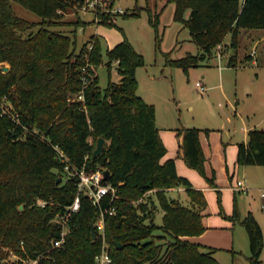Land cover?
<instances>
[{
  "label": "trees",
  "instance_id": "1",
  "mask_svg": "<svg viewBox=\"0 0 264 264\" xmlns=\"http://www.w3.org/2000/svg\"><path fill=\"white\" fill-rule=\"evenodd\" d=\"M14 1L41 20L33 23L20 17ZM168 2L175 3L174 19L189 29L191 41L202 50L180 58L164 53L166 66L186 73L212 59L228 34L236 51L242 29H264V0ZM81 5L82 0H0V64L9 65L5 73L0 67V104L10 102L19 114L17 123L3 115L0 106V260L14 252L31 257L43 254L39 264H96L102 241L92 237L91 225L99 209L86 194H81L80 209L66 216L65 243L52 246L63 228L57 215L74 202L79 182L77 176L68 177L57 145L71 164L84 167L87 173L110 171L102 182L117 188L116 213L106 214L112 264H221L214 250L203 251L202 245L185 238L204 232L202 212L207 200L202 190L178 174L174 159L163 161L167 148L156 123V107L137 92V70L145 65L143 54L127 37L107 50V66L111 69L117 63L121 78L110 80L102 89L97 73L104 57L100 38L92 35L77 52V28L90 24L80 19ZM71 10L78 16L74 23L65 20ZM149 11L160 48L159 14ZM140 15L133 12L124 18ZM97 16L99 25L117 26V13L100 8ZM65 24L75 26L74 35L53 29ZM236 60L237 53L230 55L228 65L236 67ZM83 67L88 77L87 111L81 102L73 101L83 87ZM178 134L183 137L187 165L206 176L200 130L182 127ZM99 137L106 143L101 155L94 157ZM237 163L264 166V129H251L248 142L239 143ZM208 181L217 187L213 178ZM178 187L186 188L190 205L169 195ZM160 210L162 224L158 225L155 218ZM231 218L248 233L249 263L261 264L264 234L260 223L252 212L242 219L237 205ZM157 230L170 236L167 243L157 240Z\"/></svg>",
  "mask_w": 264,
  "mask_h": 264
},
{
  "label": "rangeland",
  "instance_id": "2",
  "mask_svg": "<svg viewBox=\"0 0 264 264\" xmlns=\"http://www.w3.org/2000/svg\"><path fill=\"white\" fill-rule=\"evenodd\" d=\"M108 1L114 2V7H119L122 12L117 13V26L102 25L99 28L101 31H97L103 39L100 40L103 45V63L97 68L99 85L102 89L108 86L110 80L120 81L117 64L113 63L111 69L107 66V44L111 39L114 40L115 36L123 39L127 37L145 59V65L137 70V92L148 103L156 106L161 126L201 128L205 130L203 133L210 134L206 135V140L207 142L210 140L211 143L212 139H217L220 143L223 141L229 143L242 138L244 122L251 126L261 122L257 128L264 129V29H242L236 51L230 46L232 36L228 34L224 44L214 50L212 59H206L186 73L182 68L166 66L164 53L170 52L172 58H180L188 53L198 54L202 50L191 41L189 29L182 22L174 19L176 8L174 2H168V0ZM12 4L20 17L33 23L41 20L37 14L18 2L14 1ZM149 10L153 15L159 14L160 48L157 46L156 29L150 23ZM74 12L71 10L65 16L67 22L74 23L78 20ZM133 12H141V15L124 18L125 15ZM78 14L80 19L90 24L77 28L75 35L77 52L96 32L95 28L87 27L86 30L84 28L92 24L97 25L99 20L93 12L78 11ZM187 17L188 13H186ZM34 28L37 31L39 27ZM53 29L74 35L75 26L65 24ZM105 31L109 35L104 34ZM25 34H28V31ZM253 52L255 56L251 57L254 62L249 60V54ZM234 53H237V67H229V57ZM219 54L222 57L220 66L224 68L222 71L218 65ZM6 66L9 67V65ZM203 74H206V79L201 77ZM199 80L203 81L207 87V92L203 94L196 87V82ZM210 178L214 179L216 185L219 184L215 171H211ZM220 192L219 198L218 191H215L213 206L223 212L224 198L221 190ZM170 196L180 200L179 194ZM187 199L181 198V202L184 205H190V199ZM211 204L207 200L206 209L212 210ZM162 216L163 211H158L155 218L158 225L162 224ZM243 231L245 235L248 234L245 227ZM156 233L159 235L157 240L160 243L165 244L169 241L170 236L167 233L162 230H157ZM246 237L249 239L248 235ZM203 251L207 250L203 249ZM0 264L22 263L18 261L16 254L11 252L7 258L0 260ZM223 264H233L228 255Z\"/></svg>",
  "mask_w": 264,
  "mask_h": 264
},
{
  "label": "crops",
  "instance_id": "3",
  "mask_svg": "<svg viewBox=\"0 0 264 264\" xmlns=\"http://www.w3.org/2000/svg\"><path fill=\"white\" fill-rule=\"evenodd\" d=\"M87 27L95 28L96 32L93 34H96L100 40L102 39V37H100L101 35L98 33L101 31L99 28L102 27V25L92 24L86 26L84 30H86ZM103 33L105 34L106 31ZM106 35H109V33H106ZM123 40V38L115 36L114 40L111 39L108 42L107 50L112 49ZM249 56L250 60L254 62L253 57H251L252 55L249 54ZM217 58L219 60V68L222 71L224 69L220 66V60H222V57ZM201 77L206 79L207 76L206 74H203ZM156 123L160 129L162 140L167 148V153L164 156L163 161L174 159L178 174L188 178L194 189L202 190L206 200L212 203V210L207 208L202 212V223L205 227L204 232L199 235L187 236L185 238L202 245V249L204 250H214L213 255L221 264L224 263V259L227 255L231 258L233 264H250L248 260L250 255V244L248 241L249 239L246 237L248 234L245 235L246 233L243 231L244 226L240 222L232 220L231 216L234 213L235 205H237L242 219L249 212H252L260 223L264 234V208L262 207L264 199L259 195V189H264V166H242L237 163L239 143H247L249 140V131L257 128V125L261 122H256L252 126L247 125L244 122L242 138L229 143H226L225 141L220 143L217 139H212V143L209 140L208 144L206 135L210 134L206 132L203 133L205 130L198 128L200 130V143L204 156L206 157V176H202L196 169L187 165L184 157V150L182 148L183 137L178 134L179 128L161 126L159 124L157 108ZM211 171L216 172V177L219 182L216 188L212 187L208 181L211 176ZM240 180H243L245 185L249 188L248 193L236 189L237 182ZM218 190L222 191L224 198L223 212L218 211L217 208L213 206L215 191L217 192ZM169 194H179L180 201H182L181 198L190 199L185 187H178L170 191ZM189 203L191 204V199ZM240 260H242V262H240ZM260 260L261 264H264V247Z\"/></svg>",
  "mask_w": 264,
  "mask_h": 264
},
{
  "label": "built area",
  "instance_id": "4",
  "mask_svg": "<svg viewBox=\"0 0 264 264\" xmlns=\"http://www.w3.org/2000/svg\"><path fill=\"white\" fill-rule=\"evenodd\" d=\"M100 8L106 12H122V10L117 7H114L113 2H109L108 0H82L81 8H79L80 12H93L94 15H97L98 10ZM89 48L92 49V44L89 45ZM255 56V52L251 54ZM221 58V54L218 55ZM1 72L5 73L4 66L0 64ZM83 74L81 80L83 82V87L81 91L73 98V101H79L82 103V107L87 111V107L85 104L86 95H85V86L88 82V77L86 75L87 68H82ZM196 87L203 94L207 92L206 85L201 81L196 82ZM2 109V114L12 118L14 121L19 123V114L13 111V106L9 102L8 104H0ZM55 149L58 151L60 158L65 163V171L67 172L68 177L77 176L79 177L78 182V194L76 195L74 202L67 206L66 212L57 215V218L63 223V228L60 233V236L56 239L52 240V246L54 248L61 247L66 241V234L69 231L66 216L68 212L75 213L80 209L81 206V194H86L92 201V204L98 207L99 213L96 219L93 222L94 228L96 230L97 238H100L102 241L101 251L96 255L95 261L96 264H112L113 257L110 252V245L107 240L106 235V214L113 215L116 213V193L117 188L113 186L111 183H103L104 179V170L97 169L92 173H87L85 168H77L73 164L70 163L66 154L59 148V146H55ZM236 189L242 191L244 193L249 192V188L245 185L243 180L237 182ZM259 195L264 199V189H259ZM104 202H107L108 205L104 206ZM40 205H45L44 201H39ZM264 208V204L262 205ZM23 245V243H22ZM18 261L22 264H39L40 260L43 257V254H40L36 257L31 256H18Z\"/></svg>",
  "mask_w": 264,
  "mask_h": 264
},
{
  "label": "water",
  "instance_id": "5",
  "mask_svg": "<svg viewBox=\"0 0 264 264\" xmlns=\"http://www.w3.org/2000/svg\"><path fill=\"white\" fill-rule=\"evenodd\" d=\"M4 70H5V71H8V70H9V67H8V66L4 67ZM105 143H106V139L103 138V137H99L98 142H97L96 149H95V151H94V157L101 155ZM109 174H110V171H109V170H105V171H104V179H105V180L108 179ZM59 180H60V178H58V181H59ZM91 232H92V237H93L94 239H96L97 234H96V230H95V228H94L93 223H92V225H91ZM119 246H122V245L119 244Z\"/></svg>",
  "mask_w": 264,
  "mask_h": 264
}]
</instances>
